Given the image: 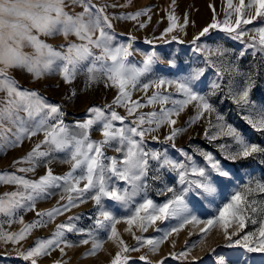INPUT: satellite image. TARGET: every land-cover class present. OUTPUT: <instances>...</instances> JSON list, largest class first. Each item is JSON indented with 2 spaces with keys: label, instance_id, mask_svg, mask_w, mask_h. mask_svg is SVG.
Instances as JSON below:
<instances>
[{
  "label": "snow or ice",
  "instance_id": "snow-or-ice-1",
  "mask_svg": "<svg viewBox=\"0 0 264 264\" xmlns=\"http://www.w3.org/2000/svg\"><path fill=\"white\" fill-rule=\"evenodd\" d=\"M71 3L79 4L83 10L70 14L65 11L66 0H0V93H3L0 96V148L18 146L25 136L31 139L42 132L43 140L35 144L31 151L18 161H27L30 166L19 171H34L42 158L46 159L54 153L61 152L68 155V159L64 162L70 164V171L63 176H57L51 168H47L45 175L36 180H29L15 174H0V182L17 186L16 191L6 192L0 196V213L10 218L8 223H12L11 218L15 215L16 209L29 206L34 209L35 201L46 197L51 188L62 187L67 193L66 203L46 212H37L38 219L29 222L19 232L6 233L0 228V240L4 242L16 243L23 240L31 229L44 226L45 218L53 219L56 215L70 210L71 207L84 203L86 196H89L100 209L95 225L104 227V222L114 221L115 218L110 211L105 210L103 200L106 198L127 205L133 198L145 193L148 188L146 181L152 170L153 161L161 169L167 168L176 172L179 184L193 185L197 190L202 189L204 193L214 192L215 180L219 177H228L229 172L223 170L220 162L216 161L212 154L201 152L205 161L208 162L205 167L197 166L193 156L182 150L181 155L187 163L176 162L166 153L146 149L145 137L162 125H167L170 131L164 140L174 141L183 129L175 127L176 120L173 117L178 116L189 105H193L196 109L195 115L187 122L189 124L200 120L205 113L216 112L211 97L224 87L229 89L227 96L231 97L237 107H248L250 112L254 107V103L250 100V92L254 87L251 76L245 80L243 89L238 91L234 90L238 86L233 80L230 79L227 85L222 83L225 72L232 75L240 74L237 67L228 66L224 61L223 57L227 54V49L222 47L205 49L201 45H197L195 49L197 52L215 51L221 63L225 65L223 69L216 66L217 79L212 82L209 93L201 94L195 90L204 75L203 68L191 69L186 76L175 79L161 76L142 83L141 78L151 71V66L158 59L155 52L145 54L142 66H137L130 60L132 56L130 44L113 43L114 36L111 32L113 25L104 6L98 7L92 0H71ZM253 6H255V15L245 18L246 9H251ZM227 7L234 9L235 22L233 23L230 19L231 11L226 10L225 19L222 22H218L214 14L213 22L193 37V44L209 34L210 30L215 29L223 31L234 40H243L248 33L242 26L264 18V0H249L247 5L245 0H240L239 6L233 5L232 0H227ZM146 11H137L122 18L135 20ZM175 20V16L169 15V27L164 30V34L171 33L177 27ZM140 27L144 25L141 24ZM254 31L258 35V40L257 36L249 37L250 42L247 46L264 52V26L255 28ZM57 34H63L66 39L69 35H75L79 43L69 42L58 50L40 39L41 35L53 37ZM172 39L175 40L176 37L173 36ZM25 49H31V51H25ZM173 63V61L167 62L169 70ZM12 69L26 70L37 79L49 72L58 71L66 84H70L78 74L84 72L89 85L103 80L105 87H113L117 90V95L111 104L88 108L90 115L84 121L75 122L74 127L78 129L75 131L64 124L62 119L64 113L59 105L49 104L35 90L24 89L9 75ZM183 71V69H177V72ZM149 89H155V91L151 96H145L147 104L158 103L160 111L138 112V109L143 108L145 104L140 99L133 100L132 93L139 90L146 94ZM173 91L183 98H173ZM169 104L171 107H166ZM116 107H124L128 116H135L131 124L125 123L126 117L119 115ZM21 113L25 115L22 116ZM242 118L254 130L264 131V109H261L258 120L252 119L251 116ZM117 121L120 122V126L114 123ZM217 121L215 127L220 130L218 135L231 137L237 148L235 153L227 156L228 159L235 161L250 158L256 154H264V146L246 140L234 126L225 123L223 116L218 114ZM97 127L102 139L94 141L90 137V131ZM207 133L208 129L205 130L206 136ZM10 136L14 139H10ZM216 138L217 136L210 137L212 140ZM152 139L159 140V137L153 135ZM113 147L116 153L121 154L120 159L105 155V150ZM173 147H175L174 144ZM220 148L223 150L225 145H221ZM105 161L108 162L105 163ZM49 163H51L50 160ZM189 173L196 178L189 179ZM212 173L216 175L212 176ZM118 181L125 183L123 189L118 187ZM167 191L172 193V198L162 204L155 203L146 195L142 196V202L135 204L131 214L124 217V223L128 226L125 231L131 232L135 227L143 233L149 226H155L158 221L184 217L188 208L183 192H189V188L185 187L181 193H176L174 188H168ZM257 192L264 193V182L257 180L253 185L250 180L231 196L228 203L219 208L216 217L205 222L201 233L206 232L210 226L218 222L226 241L233 242L235 245L243 243V247L249 252H264V220L253 219V215H264V202L250 199ZM61 199L63 200L64 196ZM75 219L78 217H69V222L56 226L51 238H37L34 246H30L19 255L24 261L37 264V258L50 254L53 248L59 247L64 242L65 230L78 231L76 225L72 223ZM184 222L188 223V220ZM191 222L197 223V218L192 216ZM247 222L259 223L258 234L249 233L243 235L242 239L233 241V237L240 234ZM233 223H236L238 227L235 232L230 233L228 229ZM180 227H183V224ZM177 231L178 229L173 227L160 239H145L135 236L134 233L133 235L140 247L147 246L149 251L155 253L159 245L167 240L171 233ZM116 235L117 230L113 223L108 239L111 240ZM81 243L88 244L89 240H83ZM119 243L123 247L116 252L110 264H128L129 257L122 253L138 250L126 245L122 239ZM99 247V243H94L92 252L94 253ZM60 251L63 253L64 249L60 248ZM173 255L187 259L185 251L173 253ZM140 259L146 260L147 257L141 256ZM157 264H162V261ZM217 264H227V261L224 257H219Z\"/></svg>",
  "mask_w": 264,
  "mask_h": 264
},
{
  "label": "rangeland",
  "instance_id": "rangeland-1",
  "mask_svg": "<svg viewBox=\"0 0 264 264\" xmlns=\"http://www.w3.org/2000/svg\"><path fill=\"white\" fill-rule=\"evenodd\" d=\"M92 2L98 7L104 6L106 13L110 16L113 25L111 29L114 36L113 43L131 45V62L136 63L137 66H142L143 56L155 52L158 59L151 66V71L141 78L142 83L161 76L175 79L179 76H186L191 69L203 68L205 69L204 75L195 90L201 94L209 93L212 82L217 79L216 66L223 69L225 65L221 63V59L215 51L197 52L195 49L197 45L204 46L205 49L222 47L227 49V54L223 57L226 64L237 67L240 73L239 75H232L225 72L222 83L227 85L231 79L238 86L234 90L238 91L243 89L245 80L251 76L254 87L250 92V100L254 103V107L251 112L248 107H237L231 97L227 96L229 89L224 87L211 97L216 112L205 113L200 120L189 124L187 123L189 118L196 113L195 107L189 105L178 116L173 117L176 120L175 127L183 129L174 141L164 140L170 131L167 125H162L155 132L149 133L145 137L144 146L146 149L166 153L170 159L176 162L184 161L187 163L184 156L181 155L182 150L193 156L197 166L205 167L208 162L205 161L201 152L212 154L215 160L220 162L223 170L229 172L228 177H219L215 180L214 192L204 193L202 189L197 190L193 185L179 184L176 172L167 168L161 169L153 161L151 163L152 170L146 181L148 188L145 193L133 198L127 205L106 198L103 200L105 210L112 213L115 218L114 221L104 222L102 228L97 227L95 219L98 217L100 209L89 196H86L84 203L71 207L70 210L56 215L53 219L45 218V225L31 229L23 240L16 243L0 240V264H30V261H24L19 253L30 246H34V241L37 238H51L56 226L69 222V217H78L72 221L78 231L68 232L65 230L64 242L59 247L53 248L50 254L37 258V264H110L116 252L123 247L119 243L121 239L129 247L138 249L137 251L122 253V255L129 257L128 264H157L159 261H162V264H217L219 257H224L227 264H264V252H249L243 247V243L235 245L233 242L226 241L218 222L210 226L206 232L201 233L205 222L216 217L219 208L228 203L236 191L241 190L250 180L253 185L257 180L264 182V154H256L253 157L235 161L228 159V155L237 151L236 145L231 137L218 135L220 130L215 127L218 123L217 115L219 114L224 117L226 124L234 126L246 140L264 146V131L254 130L242 118L251 116L252 119L258 120L261 109H264V52L247 46L250 42L249 37L257 36L258 40V35L254 29L264 26V18H259L249 25L242 26L248 33L243 40H234L223 31L215 29L210 30L209 34L201 37L196 44H193V37L213 22L214 14L216 20L222 22L225 19L226 10L231 11L230 19L233 23L235 22L234 9H228L227 0H92ZM232 3L239 6L240 0H232ZM248 3L249 0H245V5ZM82 10V6L79 4H72L71 0H66L65 11L76 14ZM142 10L147 11L135 20L122 18ZM169 15L176 17L175 24L177 27L171 33L164 34V30L169 27ZM253 15H255V6L246 9L245 18ZM185 19H187V24H185ZM141 24L144 27H140ZM181 25L182 28L179 27ZM173 36L176 37L175 40L172 39ZM40 39L58 50L69 42L79 43L75 35H69L67 39L63 34H57L53 37L41 35ZM25 51H31V49H25ZM94 51L98 52V50ZM241 53L244 54L241 55ZM168 61L174 62L171 70L167 65ZM177 69L184 71L177 72ZM9 75L24 89L35 90L49 104L59 105L64 113L62 117L64 124L75 131H78L74 127L75 122L84 121L90 115L88 108L111 104L117 95V90L113 87H105L103 80L89 85L87 75L84 72L78 74L70 84L64 82L58 71L49 72L38 79L26 70L19 69L10 70ZM153 91L155 89H149L146 94L139 90L133 91L132 99H140L145 104L143 108L138 109V112L160 111L158 103L148 105L145 99V96H151ZM170 91L172 90L170 89ZM2 95L3 93H0V96ZM173 98L182 99L183 97L173 91ZM166 107H171V105H166ZM116 111L119 115L126 117L125 123L131 124L135 118V116H128L124 107H116ZM21 115L25 114L21 113ZM114 123L116 126H120V122ZM206 129H208L207 136L205 135ZM153 135L158 136L159 140H153ZM212 136H217V138L212 140L210 139ZM90 137L94 141L102 139L98 127L90 131ZM9 138L14 139L11 136ZM41 140H43L42 132L31 139L25 136L18 146L0 148V174H15L29 180H36L45 175L47 168H51L57 176H63L70 171V164L64 162L68 159V155L64 152L54 153L46 159L42 158L34 171H19V169L30 166L27 161L18 162L20 158L24 157ZM221 145H225L223 150L220 148ZM105 155L117 159L121 158V154L116 153L114 147L107 148ZM107 162L105 161V163ZM215 175L212 173V176ZM195 178L189 173V179ZM117 184L121 189L125 187L123 181H118ZM80 186H83V182ZM185 187L189 188V192H183ZM168 188H174L176 193L183 192L188 208L185 216L158 221L155 226H149L148 230L143 233L135 227L131 232L125 231L128 226L124 223V217L131 214L135 204L142 202L141 197L146 195L155 203L162 204L172 198V193L167 191ZM16 190L15 184L0 182V196ZM62 196H64L63 200L61 199ZM250 199L264 202V193L257 192ZM66 201L67 193L64 189L53 187L46 197L35 201L34 209L31 206L16 209L15 215L11 218L12 223L7 222L9 217L0 213V228L6 233H17L29 222L38 219L37 212H46L66 203ZM192 216L197 218V223L191 222ZM253 219L264 220V215H253ZM185 220H188V223H185ZM113 223H115L117 235L110 240L108 236L111 233ZM181 224L183 227H180ZM173 227H176L178 231L171 233L167 240L159 245L155 253L149 251L147 246L140 247L133 235L134 233L135 236H141L145 239H160L165 232H169ZM237 227L238 225L233 223L228 231L230 233L235 232ZM259 227V223L247 222L240 234L233 237V241L242 239L243 235L249 233L258 234ZM86 239L89 240L88 244L81 243ZM94 243H99L100 247L93 253ZM60 248L64 249L63 253ZM181 251L186 252L187 259L173 255V253L178 254ZM141 256H146L147 259L141 260Z\"/></svg>",
  "mask_w": 264,
  "mask_h": 264
}]
</instances>
